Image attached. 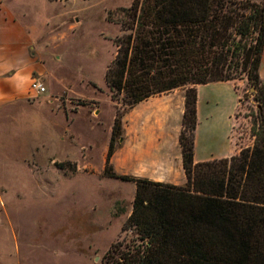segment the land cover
<instances>
[{"label":"rangeland","instance_id":"rangeland-1","mask_svg":"<svg viewBox=\"0 0 264 264\" xmlns=\"http://www.w3.org/2000/svg\"><path fill=\"white\" fill-rule=\"evenodd\" d=\"M133 1L12 0L44 48L56 78L47 83L62 112L53 116L50 105L22 109L0 124V264H113L114 244H123L120 251L133 246L135 235L123 226L136 185L103 174L115 116L129 110L123 97L112 99L106 72L117 55V39L129 32L123 23L130 20L126 8ZM253 38L236 42L239 54ZM242 58L238 100L228 84L207 89L218 105L200 100V158L231 157L253 145L258 103ZM190 86L179 92L185 95ZM40 115L53 124L57 139L34 148L29 141H36L34 120Z\"/></svg>","mask_w":264,"mask_h":264},{"label":"trees","instance_id":"trees-1","mask_svg":"<svg viewBox=\"0 0 264 264\" xmlns=\"http://www.w3.org/2000/svg\"><path fill=\"white\" fill-rule=\"evenodd\" d=\"M126 9L130 20L123 29L129 32L117 39V55L106 72L112 99L123 97L132 108L191 85L179 137L187 181L176 185L115 171L112 157L123 137L124 114L118 110L103 174L136 185L123 226L135 239L125 251L121 242L114 244L113 264H264V5L134 0ZM252 36L253 44L239 54L236 42ZM240 55L258 103L253 145L231 157L196 162L197 85L232 81L237 90Z\"/></svg>","mask_w":264,"mask_h":264},{"label":"crops","instance_id":"crops-1","mask_svg":"<svg viewBox=\"0 0 264 264\" xmlns=\"http://www.w3.org/2000/svg\"><path fill=\"white\" fill-rule=\"evenodd\" d=\"M43 53L44 48L40 40L36 39L27 14L18 12L12 0H0V124L6 118L17 117L22 109H43V106L50 105L49 111L53 116L62 112L60 98L47 83L50 81L52 84L56 78ZM34 77L39 78L44 85L48 84L46 92L36 96L30 94ZM260 77L264 81V51ZM221 84L230 85L236 101L238 100L235 83L232 81L198 84V114L202 97L208 103L217 101L214 95L208 94L207 89ZM179 91L181 90L177 88L151 96L126 111L122 118L124 135L112 157V165L117 173L176 185L186 183L187 176L179 141L185 95ZM216 104L218 105L217 102ZM36 119L33 129L36 141L29 142H32L34 148L39 144L45 147L43 143L57 139L53 134V124L48 125L47 116L45 120L42 115ZM195 160L200 162L210 159L198 157L196 150Z\"/></svg>","mask_w":264,"mask_h":264},{"label":"built area","instance_id":"built-area-1","mask_svg":"<svg viewBox=\"0 0 264 264\" xmlns=\"http://www.w3.org/2000/svg\"><path fill=\"white\" fill-rule=\"evenodd\" d=\"M46 91L47 87L44 85V83L41 80L34 78L30 86V94L32 96H36Z\"/></svg>","mask_w":264,"mask_h":264},{"label":"water","instance_id":"water-1","mask_svg":"<svg viewBox=\"0 0 264 264\" xmlns=\"http://www.w3.org/2000/svg\"><path fill=\"white\" fill-rule=\"evenodd\" d=\"M122 139V138H121Z\"/></svg>","mask_w":264,"mask_h":264}]
</instances>
